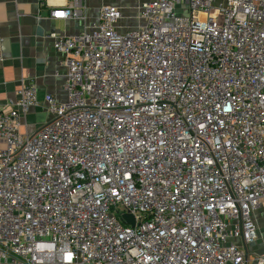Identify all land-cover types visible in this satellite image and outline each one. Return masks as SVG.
<instances>
[{"label":"built area","instance_id":"obj_1","mask_svg":"<svg viewBox=\"0 0 264 264\" xmlns=\"http://www.w3.org/2000/svg\"><path fill=\"white\" fill-rule=\"evenodd\" d=\"M122 17L106 5L55 40L67 100L46 98L35 131H20L31 81L0 104V264H264L249 249L264 216V0H144L135 29Z\"/></svg>","mask_w":264,"mask_h":264},{"label":"crops","instance_id":"obj_2","mask_svg":"<svg viewBox=\"0 0 264 264\" xmlns=\"http://www.w3.org/2000/svg\"><path fill=\"white\" fill-rule=\"evenodd\" d=\"M143 1L80 0L79 16L54 20L49 16L51 10L65 8L72 0H0V104L8 111L9 101L15 98L24 80L35 85L38 99L37 105L28 107L21 119V132L31 133L49 118L46 98L67 100L66 68L63 56L54 49L55 40L93 29L106 5L120 9L122 31L135 29L139 24L138 7ZM4 147L5 141L0 138V149Z\"/></svg>","mask_w":264,"mask_h":264},{"label":"rangeland","instance_id":"obj_3","mask_svg":"<svg viewBox=\"0 0 264 264\" xmlns=\"http://www.w3.org/2000/svg\"><path fill=\"white\" fill-rule=\"evenodd\" d=\"M121 30H123L121 28ZM258 225H259V236L255 242L250 244L249 248H252V254L262 255L264 254V216L259 217L258 219Z\"/></svg>","mask_w":264,"mask_h":264},{"label":"water","instance_id":"obj_4","mask_svg":"<svg viewBox=\"0 0 264 264\" xmlns=\"http://www.w3.org/2000/svg\"><path fill=\"white\" fill-rule=\"evenodd\" d=\"M123 219L125 221H127V223H129V224H131V225L133 224V221H132V219H131V217L129 215H124Z\"/></svg>","mask_w":264,"mask_h":264},{"label":"snow or ice","instance_id":"obj_5","mask_svg":"<svg viewBox=\"0 0 264 264\" xmlns=\"http://www.w3.org/2000/svg\"><path fill=\"white\" fill-rule=\"evenodd\" d=\"M57 15H62V13H57Z\"/></svg>","mask_w":264,"mask_h":264},{"label":"clouds","instance_id":"obj_6","mask_svg":"<svg viewBox=\"0 0 264 264\" xmlns=\"http://www.w3.org/2000/svg\"><path fill=\"white\" fill-rule=\"evenodd\" d=\"M66 15V14H65Z\"/></svg>","mask_w":264,"mask_h":264}]
</instances>
